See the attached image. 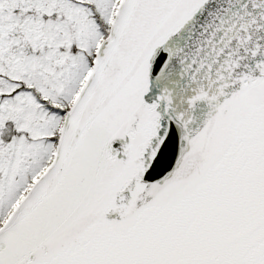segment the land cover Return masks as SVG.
<instances>
[{
  "label": "snow or ice",
  "instance_id": "1",
  "mask_svg": "<svg viewBox=\"0 0 264 264\" xmlns=\"http://www.w3.org/2000/svg\"><path fill=\"white\" fill-rule=\"evenodd\" d=\"M0 264H264V0H0Z\"/></svg>",
  "mask_w": 264,
  "mask_h": 264
}]
</instances>
